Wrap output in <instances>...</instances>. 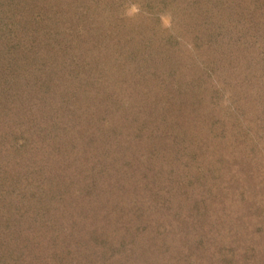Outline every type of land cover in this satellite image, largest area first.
<instances>
[{
	"label": "rangeland",
	"instance_id": "rangeland-1",
	"mask_svg": "<svg viewBox=\"0 0 264 264\" xmlns=\"http://www.w3.org/2000/svg\"><path fill=\"white\" fill-rule=\"evenodd\" d=\"M47 1L28 0L37 9ZM86 1L100 6L80 15L66 8L62 24L73 38L82 29L83 37L91 40L77 51L88 57V65L104 46L99 37L107 39L115 27L113 37L119 40L127 23L135 27L122 35L116 54L123 59L135 54L141 61L139 71L132 58L126 67L116 64L119 68L104 69L114 75L100 86L110 112L105 115L106 141L99 146L109 148L112 155L97 168L102 173L106 164L122 165L129 180L125 186L121 175L113 181L120 183L119 192L124 191V211L143 219L148 237H166L164 247L156 239H146L129 250L116 251L115 263L110 264H264V0ZM10 2L11 7L0 5V15L5 7L10 12L17 9L16 0ZM56 38L65 36L58 31ZM71 54L68 58L75 55ZM58 57L63 61L62 54ZM91 87L93 96L96 87ZM115 97L123 100L121 113L111 110ZM80 108L87 110L84 103ZM98 110L90 109L83 127L88 119L104 124ZM134 131L143 135L141 140ZM68 143L63 153H54L56 162L51 165L69 172L74 192L70 204L78 208L75 197L89 190L97 168L79 164L86 153L76 154L80 147L66 150ZM83 149L93 150L90 162L105 157L97 145ZM136 206L144 208L140 215ZM73 208L53 220L58 226L45 228L44 247L32 252L49 250L51 236L71 228L73 248L80 244L76 252L87 249V261H109L105 255L94 258L99 252L90 239L96 233L93 211ZM125 237L126 245L136 238ZM73 248L66 250L72 257Z\"/></svg>",
	"mask_w": 264,
	"mask_h": 264
},
{
	"label": "trees",
	"instance_id": "trees-1",
	"mask_svg": "<svg viewBox=\"0 0 264 264\" xmlns=\"http://www.w3.org/2000/svg\"><path fill=\"white\" fill-rule=\"evenodd\" d=\"M70 2L73 8L69 6ZM92 3L93 1L86 0H48L47 4L44 3V6L37 9L28 0H16L14 4L18 5L17 9L10 12L5 7V14L2 12L0 15V218L4 219L3 226L0 225V264H60L62 259V264H72L74 260V264H110L115 263L116 251L124 248L129 250V247L133 248V244L156 239L162 247L166 245V237L155 235V238H149L145 233L146 224L143 219L134 212L124 211V191L122 189L119 192L117 189H120V183L113 181L120 180L121 175V182L125 186L126 180H129L126 179L127 174L123 173L122 165L119 167L118 163L111 160L116 164L104 165L103 169L106 170L102 173L99 172L102 168H97L104 164V159H110L109 155H112L109 148L99 146L106 141L109 121L105 115L110 112L106 99L100 94V86L109 81L108 77L113 74L112 71L104 72V69L110 66L113 68L116 64L126 67L132 58L138 61L139 71L141 61L135 54L132 57L129 54L126 59L121 58L120 53L116 54L115 49H118L122 35L128 34L135 27L129 23L125 28L122 27L123 34L120 30L119 40L113 37L116 36L115 27L110 28L107 39L99 37L97 41L104 46L96 51L90 65L88 57L83 58L78 54L80 47L87 48L91 40L86 34L83 37L82 33L85 31L82 32V29L73 38L74 35L62 24V15L66 13V8L70 11L75 9L76 14L80 15L100 6L95 2L93 6ZM0 5L11 7L12 3L10 0H0ZM58 31L65 36L60 41L56 38ZM71 51L75 55L68 58L72 55ZM61 54L63 61L58 57ZM76 55L79 56L75 57ZM92 84L96 87V94L93 96ZM122 101L121 97L112 98L114 106L111 110L121 113L124 107ZM83 103L87 106L85 111L80 108ZM90 107L102 112L99 119L104 124L88 119L87 125L83 127L86 115H91ZM42 115H47V118L44 119ZM133 134L140 140L143 137L136 131ZM60 139L62 141L59 142ZM67 143L72 147L67 146L66 150L80 147L76 154L80 151L86 153L79 157V164L83 163L86 168L90 166V169L97 168L89 181V190L79 192L81 194L75 197L78 208H73L70 204L74 192L68 179L69 172L55 167L52 169L51 165L56 162L54 155L63 153V147ZM96 145L105 157L94 158L95 161L90 162L93 151L90 147L95 148ZM51 146L56 147V150ZM87 147L90 150L83 149ZM62 159L68 163L67 157ZM109 169L113 171L111 179L108 177ZM103 179L104 183H100ZM99 190L100 193H107L104 196L98 195ZM217 191L212 194L213 197L218 194ZM145 206V209H149L148 206L151 205ZM72 208L82 212L87 209L93 211L91 219L96 220V233L91 234L90 239L95 241L99 252L94 258L105 255L109 261H87V249H83L84 255L81 251L76 252L80 244L73 248L71 228L63 234L55 232L54 234L64 237H55L53 234L51 237L54 242L49 250L40 248L39 253L32 252V248L44 247L41 245L45 228L51 224L58 226V222L53 220L57 221L59 214L67 213ZM141 210L144 211V208L136 206L137 214L140 215L138 211ZM98 215L104 218L97 219ZM128 234L137 238L130 245H126L124 241ZM69 248L75 249L73 257L71 251H66Z\"/></svg>",
	"mask_w": 264,
	"mask_h": 264
}]
</instances>
